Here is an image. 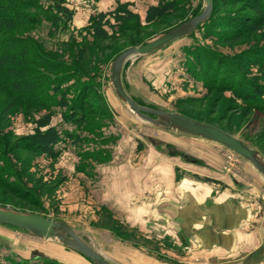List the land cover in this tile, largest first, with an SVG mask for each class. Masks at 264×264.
Segmentation results:
<instances>
[{"label":"rangeland","instance_id":"obj_1","mask_svg":"<svg viewBox=\"0 0 264 264\" xmlns=\"http://www.w3.org/2000/svg\"><path fill=\"white\" fill-rule=\"evenodd\" d=\"M66 1L72 11L73 31L52 39L47 36L44 22L33 30L34 38L23 33L18 36L23 44L34 40L42 45L35 50L39 55L34 56L35 62L40 63L38 72L79 68L93 77L97 94H91L93 99L87 101L90 102L87 122L79 127L62 121V108L55 102H50L47 109L17 99L2 88L0 79V151L4 150L11 158L14 171L10 179L2 177L5 184L0 185V205L67 223L79 238L116 264H264L241 250L237 254H224L194 246L185 234L188 231L179 226L174 215L178 195L183 194V198L184 192L190 191V184L181 183L183 177L204 181L197 177L203 165L197 156L203 150L218 157L224 174L246 183L256 175L260 189L264 190V179L256 168L217 142L165 130L142 119L115 95L110 82L111 65L118 53L161 36L194 17L204 8V0H182L173 17H165L153 25L145 24L144 13L147 5L158 0ZM117 1L133 2L132 20L118 23L117 31L108 40L77 35V29L88 23L91 14L112 8ZM220 1L215 0V16L249 14L240 3L229 1L226 5ZM212 27L224 33L230 31L227 27ZM71 32L77 36L70 43L73 49L54 54V50L62 49L55 45L67 40ZM213 34L216 32L202 26L150 53L128 57L122 65L123 86L138 104L213 125L241 139L264 158V114L233 101L230 92L211 89L209 84L195 80L185 59L188 46L206 44L234 58L243 70L254 74L256 67L243 63L241 57L252 49L264 48V29L228 43H221ZM84 64L85 70L81 69ZM99 101L104 102L101 110ZM95 109L100 111H92ZM48 110L53 112L52 123L72 134L58 145L59 154L52 158L32 154L22 146L33 131L35 119ZM92 126L97 128L94 131L97 134L90 130ZM180 138L195 141L180 145ZM198 142L210 146L201 147ZM9 187H14L16 194ZM34 247H38V251L34 250L36 254L53 256L49 258L61 263L94 264L55 238L35 236L0 224V263L14 255L10 253L12 248L28 253Z\"/></svg>","mask_w":264,"mask_h":264},{"label":"trees","instance_id":"obj_2","mask_svg":"<svg viewBox=\"0 0 264 264\" xmlns=\"http://www.w3.org/2000/svg\"><path fill=\"white\" fill-rule=\"evenodd\" d=\"M229 1L244 5L246 11H249L248 16H215L216 3L215 0H211L209 17L188 35L202 26H208L209 32H216L213 34L216 40L228 43L233 39H241L243 34H252L264 29V0H221L220 2L227 5ZM181 2L182 0H158L155 4L147 5L144 13L145 24L153 25L165 17H173ZM132 5L131 1H117L112 8L91 14L88 23L77 29V35L81 38L90 35L98 40H108L117 31L118 23L134 18ZM222 9L223 7L220 8ZM71 19L72 11L67 6L66 0H0V79L3 83L2 88L10 91L15 98L47 109L50 107V102H55L62 108L60 114L64 123L81 127L89 114L90 102L87 101L97 94L93 77L73 67L64 72H38L36 68L40 63L35 62L34 56L39 55L35 50L42 45L34 40L23 44L18 36L23 33L34 38L33 30L46 22L47 36L57 39L59 34L73 31L70 26ZM212 25L227 27L230 31L224 33V30L215 29ZM76 37V34L71 32L67 40L54 42V45L58 43L56 47L59 45L58 48L62 49L59 50L60 52L58 49L54 50L53 53L62 54L71 51L73 48L70 43ZM78 53L81 54V51ZM185 53L186 62L194 72L195 80L209 84L211 89L230 92L233 101L264 114V84L261 82L264 81V48L252 49L241 57L243 63L256 67L257 72L254 74L243 70L234 58L206 44L188 46ZM85 67V64L81 65V69L85 70ZM97 105L101 110L104 102L99 101ZM148 115L155 117L153 114ZM52 116L53 112L48 110L35 119L32 133L22 142L24 149L32 154H43L51 158L59 154L58 145L65 138L72 137V134L70 131L63 132L60 127L53 124ZM96 129L94 126L90 128L94 134H97L94 132ZM76 140L75 135L74 141ZM13 172L11 158L4 150L0 151V185L5 184L2 177L10 179V176L14 175ZM197 177L205 181H215L210 177L198 175ZM175 178L178 179V174ZM9 190L15 193L14 187H9ZM35 205L39 206L38 202ZM0 264L65 263L40 254L32 259L20 258L14 254L4 258V262Z\"/></svg>","mask_w":264,"mask_h":264},{"label":"crops","instance_id":"obj_3","mask_svg":"<svg viewBox=\"0 0 264 264\" xmlns=\"http://www.w3.org/2000/svg\"><path fill=\"white\" fill-rule=\"evenodd\" d=\"M125 89L129 94L128 89ZM193 141L180 138L178 143L190 144ZM198 144L207 148L209 145L203 142ZM197 158L203 163L202 169L197 172L198 176L210 177L215 181L183 177L181 183L190 184V191H185L186 196L183 198V194L178 195L174 209L175 221L185 232H189L185 234L196 247L224 254H237L241 250L264 263V190L260 189L259 178L254 175L252 181L246 183L224 174L218 157L205 150ZM9 233L13 234L12 231ZM35 249L38 251V247H34L29 254L12 248L10 253L20 258H30L39 255Z\"/></svg>","mask_w":264,"mask_h":264},{"label":"water","instance_id":"obj_4","mask_svg":"<svg viewBox=\"0 0 264 264\" xmlns=\"http://www.w3.org/2000/svg\"><path fill=\"white\" fill-rule=\"evenodd\" d=\"M204 8L200 13L178 25L168 29L166 33L144 44L131 46L121 51L113 60L110 72V82L115 95L136 115L155 126L165 130L179 132L217 142L244 159L248 160L264 179V158L256 149L251 148L241 139L213 126L177 112L164 111L157 108L145 107L138 104L126 92L121 81L122 65L130 56L145 55L157 50L173 40L188 35L198 24L205 21L211 13V0H204ZM148 114H153L151 117ZM0 224L10 225L43 238H55L65 245L75 249L94 264H116L109 261L100 252L79 238L71 227L54 217L40 213L19 210L10 206L0 205Z\"/></svg>","mask_w":264,"mask_h":264}]
</instances>
